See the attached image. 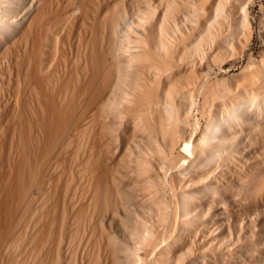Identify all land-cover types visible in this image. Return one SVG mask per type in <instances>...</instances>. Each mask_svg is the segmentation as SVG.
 <instances>
[{
  "label": "bare ground",
  "instance_id": "bare-ground-1",
  "mask_svg": "<svg viewBox=\"0 0 264 264\" xmlns=\"http://www.w3.org/2000/svg\"><path fill=\"white\" fill-rule=\"evenodd\" d=\"M252 1L0 0V264H264Z\"/></svg>",
  "mask_w": 264,
  "mask_h": 264
},
{
  "label": "rangeland",
  "instance_id": "rangeland-1",
  "mask_svg": "<svg viewBox=\"0 0 264 264\" xmlns=\"http://www.w3.org/2000/svg\"><path fill=\"white\" fill-rule=\"evenodd\" d=\"M180 1H183L185 4L188 1L190 3V4L187 3L186 7H188V5L191 6V3L195 2L196 0L195 1L193 0V2H192V0L191 1H189V0H180ZM185 8L183 7L182 10L184 11ZM189 8L190 7H188L186 9V11L187 10L189 11L190 10ZM187 12H185V13H187ZM248 15H247V20L249 22V28H250V29H248L249 31H247V33H246L245 32L246 30H243L244 28H242V30H240V31L238 30V32L243 31L244 33H246L245 36H246L247 39L242 37V38H244L243 39L244 43H243V40L240 39L241 37L239 38V36H238V40L239 41L236 40L237 38L236 39L234 38L233 43H234V46L237 48L239 55H237V57H236L237 59L236 60H232V62L231 61H226L222 65L223 72L220 74L224 78H227L228 76H231V75H235L236 78L234 77L235 79L234 78L233 79H234V81L236 83H239V78H240V81H241V79H243L242 78L243 75L242 74L239 75V72H240L241 68L243 66H245L247 61L248 60L259 61L260 59H262L261 57L264 55V0H253L252 3H250L249 6H248ZM212 28H214V27H212ZM213 30H215L216 33H217L216 28H214ZM213 30H212V33L214 35L215 32ZM243 34L239 33L240 36H243ZM240 43H241V46L239 45ZM206 45H208L207 47L209 48L210 47V42L207 43ZM242 45H244V46L242 47ZM239 50L242 51V52H240ZM221 88H223V87H221ZM234 195L236 196V194H233L232 196L234 197ZM234 198H237V196L234 197ZM233 208L236 209L237 207L233 206ZM209 209L214 213V215L217 214L218 211L221 212L220 208L219 207L217 208V206L210 205ZM258 211L261 214L263 213L262 216L264 215V210L263 209H259ZM258 211L257 212L253 211L252 216H251V217H253L252 219L255 218V216L258 213ZM234 217H236V216H234ZM234 217L231 216L230 218H228V221L230 220L231 221V222L229 221L230 223H232V222L235 223L236 222V226L237 225L239 226V223L237 224V220L235 221ZM243 218H244V216H243ZM246 228L248 230L250 228V226H248V224H247ZM197 244L199 245L200 243L194 241V248L195 249L199 248V246H197Z\"/></svg>",
  "mask_w": 264,
  "mask_h": 264
}]
</instances>
